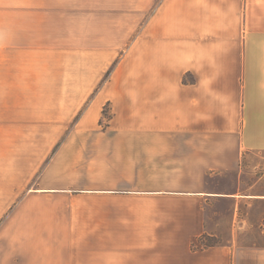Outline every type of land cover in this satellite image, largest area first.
Instances as JSON below:
<instances>
[{
	"label": "crops",
	"instance_id": "1",
	"mask_svg": "<svg viewBox=\"0 0 264 264\" xmlns=\"http://www.w3.org/2000/svg\"><path fill=\"white\" fill-rule=\"evenodd\" d=\"M118 6L0 0V264H264V0Z\"/></svg>",
	"mask_w": 264,
	"mask_h": 264
},
{
	"label": "rangeland",
	"instance_id": "2",
	"mask_svg": "<svg viewBox=\"0 0 264 264\" xmlns=\"http://www.w3.org/2000/svg\"><path fill=\"white\" fill-rule=\"evenodd\" d=\"M160 2V0H117V6L118 4H121V6H118L116 9L117 12V22L121 21L120 18V13L126 12L128 16V22L132 24L133 27V37L135 38L138 35V30L140 27L141 22L145 19V17L148 14H145V16H141V13L139 11V8L141 5H145L146 3H151V7L149 8V14L152 12L153 8ZM2 49H0L1 51ZM124 52V51H123ZM122 52V54H123ZM122 54L115 60L113 65L110 67V69L106 72L100 86H102L107 80H109L111 73L113 71V68L118 64L120 59L122 58ZM109 74L107 75V73ZM1 98V96H0ZM5 99V98H4ZM104 109H107V115L112 117L110 107L109 105H106ZM104 111V110H103ZM103 121L109 120L105 115H103ZM49 134V131L47 129L43 128H23V127H1L0 128V160H1V153H3L4 160L6 161L7 159V153L10 151L11 146H20L21 148L28 146L26 143H23L22 138L23 137H28L29 135H43V134ZM52 138H55V140H60L59 133H56L55 135L52 136ZM54 140V141H55ZM13 141H21V143H14ZM43 145V144H42ZM35 146V145H34ZM36 146H38L36 144ZM264 153V152H263ZM261 166L264 168V157H261ZM261 167V168H262ZM9 171L4 174L8 175ZM233 177H213L212 181L213 183H218V185H221V187L228 188L230 185V182L232 181ZM254 178L253 176H247V179L251 180ZM38 179V178H36ZM36 185V180L33 181L30 186H35ZM228 206L229 203L227 201L223 200H215L211 202V205L208 207L207 213H208V221L210 223L214 222L218 216H221L222 214H226L228 212ZM12 211V208H11ZM11 211L7 213L5 216H9L11 214ZM243 213L247 217V219H250L251 216L253 215L255 218H259V225L260 230L262 235H264V207L258 203H253L249 206H245ZM6 218V217H5ZM228 219V218H227ZM247 226H249L248 223H246ZM250 230H252L250 228ZM206 242H213L215 244H223L226 243L227 240L222 237L221 235H210V237L205 240Z\"/></svg>",
	"mask_w": 264,
	"mask_h": 264
},
{
	"label": "trees",
	"instance_id": "3",
	"mask_svg": "<svg viewBox=\"0 0 264 264\" xmlns=\"http://www.w3.org/2000/svg\"><path fill=\"white\" fill-rule=\"evenodd\" d=\"M109 74V72L107 73V75ZM104 115L108 118V119H110V116L109 115H107V109H104ZM210 236L208 235V234H203L202 236H200L199 238H198V243H200L201 245H202V247L203 248H207V247H210V246H216V245H218V244H215V243H213V242H206L205 240H207L208 238H209ZM196 246V244L194 243L193 244V248Z\"/></svg>",
	"mask_w": 264,
	"mask_h": 264
}]
</instances>
